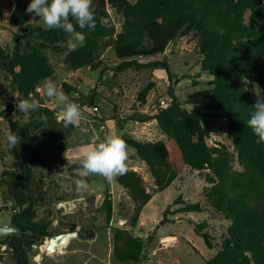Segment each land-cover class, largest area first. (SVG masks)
Wrapping results in <instances>:
<instances>
[{
	"label": "trees",
	"instance_id": "obj_1",
	"mask_svg": "<svg viewBox=\"0 0 264 264\" xmlns=\"http://www.w3.org/2000/svg\"><path fill=\"white\" fill-rule=\"evenodd\" d=\"M96 15L94 29H80L85 34L86 45L66 56L67 65L72 70L94 67L96 57L92 47L95 39L108 34L114 35L112 45L121 63L118 70L149 69L163 66L172 81V72L165 62L141 63L140 57H152L166 52L167 47L183 32H194L199 39V52L202 55L201 70L213 76L209 82L211 89L193 92L188 96L189 104L200 105L197 112L184 108L169 87L170 102L161 107L156 115H142L135 119L140 122L156 120L166 140L142 142L131 137H122L128 148H134L136 155L149 168L159 192L167 189L179 176L171 163L181 164L199 172H205L210 184L204 188L207 204L219 211L230 221L227 233L222 239L221 249L205 264H264V143L248 126L254 111V100L247 90L244 80L252 77L264 89V67L259 56L264 52V1L263 0H92ZM260 22V31L254 38L237 42L242 34V17L245 7ZM124 18L121 29L116 30L111 23L108 8ZM27 5L17 0L10 16L11 25L26 31L36 28L48 40L59 41L62 29H42L29 23ZM107 21L101 23V20ZM75 25L76 21L70 17ZM30 38L23 35L21 40ZM20 40V41H21ZM54 47L61 52L59 45L41 42L39 47L4 64L13 79L19 95H33L39 84L54 75V68L44 53L45 48ZM0 57L10 59L0 45ZM15 82L17 85H15ZM153 84L146 86L139 95L145 101ZM63 91L70 100L79 104L82 99L93 103L95 92L83 95L77 88L64 83ZM6 96L0 83V100ZM81 108V107H80ZM13 111V109H9ZM39 117L31 113L33 121L20 126L10 121L11 130L21 138V142L32 140L31 127L39 131L40 140L63 141L77 128L56 123L54 112L39 107ZM3 113H0V117ZM40 117H47L41 120ZM210 118H223L233 137L239 161L244 170H235L230 161V152L222 144L211 145L208 139L211 131ZM40 119V121H38ZM30 148L29 145H25ZM25 170L19 179H22ZM36 177L35 171H28L27 180ZM117 182L125 188L134 203L131 226L138 224L145 206L152 194L147 191L144 181L137 171H126L117 176ZM31 201H33L30 198ZM178 202L183 200L178 198ZM27 204L21 200V206ZM112 202L106 207V221L112 220ZM200 202L183 203L179 212H204ZM204 221L195 227L208 249L214 248V238ZM144 242L141 237L132 236L125 229H116L113 236V256L117 264H138L144 260Z\"/></svg>",
	"mask_w": 264,
	"mask_h": 264
},
{
	"label": "rangeland",
	"instance_id": "obj_2",
	"mask_svg": "<svg viewBox=\"0 0 264 264\" xmlns=\"http://www.w3.org/2000/svg\"><path fill=\"white\" fill-rule=\"evenodd\" d=\"M0 3V45L11 57L17 33L25 31L9 22V14L17 0H1ZM28 5L31 0H22ZM264 1V0H263ZM135 3L136 0H130ZM111 15V23L116 30L121 29L124 18L114 9L108 8ZM29 23L33 26L47 29L43 20L35 14L30 15ZM260 31V22L252 14L249 7H245L242 17V34L237 42L254 38ZM114 35L108 34L95 39L92 47L96 57L94 67H86L72 70L67 65L66 56L74 51L68 47L66 41L58 44L61 52L56 48L47 47L44 53L54 68L51 79L63 91L62 85L67 83L77 88L83 95L88 96L95 92L93 103L82 99L81 119L77 128L70 136L65 138L60 145V158H82L87 145L96 144L108 135L131 137L142 142H156L166 140L167 137L160 130L157 121L140 122L135 119L142 115H156L161 107L170 102L169 87L171 86L180 104L189 112H197L200 105L189 104L188 96L193 92L209 91L212 86L209 82L213 76L201 70L202 55L199 52V39L194 32H183L169 44L166 52L152 57H140L141 63L165 62L172 72V81L163 66L149 69L118 70L121 63L117 59L112 39ZM42 41L34 36L20 41L19 51L21 55L31 52V48L39 47ZM77 45L75 48L85 46ZM259 64L264 67V52L258 58ZM8 61L0 57V64ZM39 84L36 92L31 95L40 102L39 107H45L54 112L56 123H61L59 108L54 100L44 96ZM1 88L6 96L0 100V206L3 205L1 192L3 184L9 173V162L13 158L7 155L6 137L11 132L10 121H17L20 126H25L33 118L30 114L19 113L15 105L18 91L13 84L12 76L0 67ZM153 84L145 101H140V92L148 85ZM244 84L252 99L256 103L258 99L264 100V89L261 88L252 77H247ZM64 92V91H63ZM95 107L99 111H95ZM13 109V111L9 110ZM106 129L100 125L106 122ZM208 126L211 136L209 144H224L230 152L231 165L235 170L243 171L244 167L239 161V155L235 147L233 137L228 128V123L223 118H210ZM35 137L39 131H33ZM179 172L178 178L164 191L159 192L154 183L148 166L136 155L134 148H128V160L126 171H137L144 181L148 192L152 194L151 201L143 209L138 224L131 226L130 218L134 213V203L128 191L118 182L117 177L111 182L101 176H93L91 189L96 198L94 206V227L96 236L94 239H86L83 242L73 241L68 249L77 250V253H63L66 248L61 247L56 253H48L44 256L41 248L40 255L35 260L43 258V264H117L113 256V236L116 229H125L132 236H138L144 242V260L138 264H205L221 249L222 239L227 233L230 221L214 208L207 204L204 188L210 186L205 179V172L193 170L181 164L171 163ZM178 198L183 200L178 202ZM108 201L112 202V220L106 221V207ZM200 202L204 206V212H179L183 203ZM10 213L0 211V225L9 222ZM207 221L205 231L211 233L214 238V248L208 249L203 238L195 233V227ZM264 249V246H263Z\"/></svg>",
	"mask_w": 264,
	"mask_h": 264
},
{
	"label": "flooded vegetation",
	"instance_id": "obj_3",
	"mask_svg": "<svg viewBox=\"0 0 264 264\" xmlns=\"http://www.w3.org/2000/svg\"><path fill=\"white\" fill-rule=\"evenodd\" d=\"M61 142L34 138L7 149V155L13 160L9 162V173L3 184L0 208L8 205L10 218L8 223L1 225L14 226L18 231L0 238V247L5 250L0 252V264H43L44 257L38 261L35 257L52 238L62 236L54 242L56 252L63 247L66 253H72L68 248L73 241L83 242L96 236L93 176L77 175L80 157L60 158V153H66L61 152ZM22 169L25 172L19 179ZM30 169L35 171L36 177L28 181ZM77 179H84L88 185L82 194L76 190ZM21 200L27 204L21 206ZM63 238L66 243L62 242ZM43 253L47 255L46 248Z\"/></svg>",
	"mask_w": 264,
	"mask_h": 264
},
{
	"label": "clouds",
	"instance_id": "obj_4",
	"mask_svg": "<svg viewBox=\"0 0 264 264\" xmlns=\"http://www.w3.org/2000/svg\"><path fill=\"white\" fill-rule=\"evenodd\" d=\"M26 11L41 18L48 29H62L70 37L68 47L72 50H75L77 45L83 44L86 39L83 32L77 31V26L80 29H94L97 23L92 0H31ZM70 17L76 21L75 25ZM106 22L101 20L102 24ZM38 90H42L44 96L55 101L59 108L58 115L65 127L79 124L82 115L80 105L70 100L68 94L63 92L51 78H46ZM16 98L15 107L23 115L38 111L40 102L31 94L28 97L18 95ZM253 108L254 111L247 123L259 138L258 142L264 143V100L258 99ZM40 119L46 120L47 117ZM6 141L9 150L17 147L21 138L10 132ZM85 147V153L78 163L79 177L101 176L111 182L126 172L128 145L121 136L108 135L102 141ZM87 187L84 179L76 180L78 193L82 194Z\"/></svg>",
	"mask_w": 264,
	"mask_h": 264
},
{
	"label": "water",
	"instance_id": "obj_5",
	"mask_svg": "<svg viewBox=\"0 0 264 264\" xmlns=\"http://www.w3.org/2000/svg\"><path fill=\"white\" fill-rule=\"evenodd\" d=\"M23 35L34 36V37L40 39L42 42H45V43H48V44H58V43H62V42H64V41H66L67 36H68V35L63 31V37H62L61 40H59V41H52V40H48V39H46V38L40 33V31H39L38 29H36V28H31V29H28V30H26V31H20V32L17 33V36H16V40H15V45H14V51H13V54H12L11 58L8 59L7 61H12V60L15 58V52L18 51V49H19L20 40H21V37H22ZM0 67H1L2 70L6 71V72H8V73L10 74L9 70L5 67L4 63H1V64H0ZM15 85H17L16 82H15ZM19 113H20V112H19ZM35 114L39 117V113H38V111L35 112ZM38 121H40V119H39ZM34 127H35V124H33L32 127H31V132H32V134H33V138H32V139H34V133H33V131H34ZM6 202H7V200L4 201V203H6ZM12 207H13V206H12ZM12 207H11V208H12ZM9 209H10V207H9L8 205H4L3 207L0 208V211H8ZM17 231H18L17 228L14 227V226L1 225V226H0V238H3V239H4V238L8 237L9 235H11V234H13V233H15V232H17ZM60 238H62V236H58V237H56L55 239L52 238L48 244H47V243H46V244L44 243V249L46 248V252H47V254H48V253H55V252L57 251V245L54 244V241H55V240H58V239H60ZM62 242H63V243H66V242H67L66 238H63V239H62ZM44 249H43V250H44ZM0 252H5V250H4L2 247H0Z\"/></svg>",
	"mask_w": 264,
	"mask_h": 264
},
{
	"label": "built area",
	"instance_id": "obj_6",
	"mask_svg": "<svg viewBox=\"0 0 264 264\" xmlns=\"http://www.w3.org/2000/svg\"><path fill=\"white\" fill-rule=\"evenodd\" d=\"M94 109H95L96 112L99 111V108H98V107H95ZM106 123H107V121L104 122V123H102V124L100 125V128H101L102 130H105V129H106Z\"/></svg>",
	"mask_w": 264,
	"mask_h": 264
},
{
	"label": "crops",
	"instance_id": "obj_7",
	"mask_svg": "<svg viewBox=\"0 0 264 264\" xmlns=\"http://www.w3.org/2000/svg\"><path fill=\"white\" fill-rule=\"evenodd\" d=\"M1 2H2V1L0 0V3H1ZM13 8H14V7H13ZM13 8H12L10 14H9V18H10L11 14H12ZM29 21H30V20H29ZM65 252H66V251H64V253H65ZM72 253H77V250H72Z\"/></svg>",
	"mask_w": 264,
	"mask_h": 264
},
{
	"label": "bare ground",
	"instance_id": "obj_8",
	"mask_svg": "<svg viewBox=\"0 0 264 264\" xmlns=\"http://www.w3.org/2000/svg\"><path fill=\"white\" fill-rule=\"evenodd\" d=\"M57 241V240H56ZM55 242V241H54Z\"/></svg>",
	"mask_w": 264,
	"mask_h": 264
}]
</instances>
